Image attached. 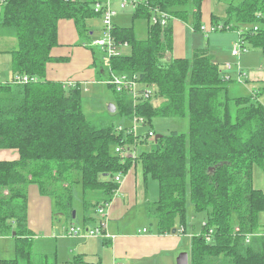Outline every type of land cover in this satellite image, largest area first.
Here are the masks:
<instances>
[{"label":"trees","instance_id":"16d2710c","mask_svg":"<svg viewBox=\"0 0 264 264\" xmlns=\"http://www.w3.org/2000/svg\"><path fill=\"white\" fill-rule=\"evenodd\" d=\"M137 1L133 21L151 22L148 39H137L134 27L114 24L116 43L127 44L130 52L112 57L108 72L103 58L99 74L104 82L113 73L136 76L140 85L156 90L148 99L134 98L130 90L118 92L108 85L116 99L112 116L140 119L152 130L158 118L189 120L188 133L155 139L141 154L137 145L148 144L150 133L136 136L113 122L95 123L83 110L81 85L47 79L49 63L66 61L52 56L60 21H74L80 37L90 43L89 21L101 19L93 9L96 2L9 0L2 6L0 36L17 41L8 52L13 77L28 76L30 82H0V151L19 153L17 160H0V236L13 237L16 252L15 259H0V264H35L28 219L31 186L55 199L58 214L72 220L73 185L82 184L85 225L104 229L107 218L100 209L118 194L115 178L139 164L145 181L158 183L159 197L148 202L147 213L156 220L159 235L186 228L189 184L196 212L208 214L202 234L191 239L190 264H264V191L256 188L254 174L256 166L264 165V82L248 96L233 97V77L208 48L196 49L191 59L168 60L174 49L172 22L163 27L152 19L167 14L202 33L205 0ZM225 15L221 28L219 17L212 16L215 31L239 32L243 53L248 45L264 57V0L231 4ZM86 46L95 56L92 43ZM118 148L136 157L123 156ZM52 257L56 264L57 255ZM75 263L92 264L83 257Z\"/></svg>","mask_w":264,"mask_h":264},{"label":"crops","instance_id":"0c3cea01","mask_svg":"<svg viewBox=\"0 0 264 264\" xmlns=\"http://www.w3.org/2000/svg\"><path fill=\"white\" fill-rule=\"evenodd\" d=\"M206 5L207 0L204 1L202 9L203 21L206 22L204 26L206 31L199 33L203 36L209 34L208 31L213 27L211 19L215 15L213 7L209 4L210 6H208L207 10ZM226 9L224 10V14L220 10L216 16H224ZM208 19L210 21L209 23H207ZM97 25H100L99 31L101 32L102 26L100 20L99 23L97 22ZM172 25L174 29V49L171 53H168V60L191 59L195 49L206 48V38H204L199 40V47L192 50L195 46L190 45L197 41L195 37L197 34L192 30V27L190 29V25L180 20L172 21ZM186 26L193 31L191 34L187 33ZM91 29L93 32L90 43L93 42L95 35L94 29ZM58 40L59 45L52 51V56L55 59H66V61L48 64L47 79L49 81L61 82L68 86L79 84L82 87H90L91 85L104 82L102 79L99 80L101 74H99V79L97 76L98 72L96 70L98 68L94 65L97 59L96 54L94 56V52H91L92 47L86 46V44L90 43L80 37L74 21H60ZM191 51L192 55H190ZM213 56L215 61L219 63L217 56ZM239 75L241 74L239 73ZM250 75L249 81H253V88L256 87L259 80H263L264 82V73L259 72L256 75L251 73ZM257 78L258 80L255 81ZM13 79L14 77L9 81ZM5 153L7 152L0 151V160L13 161L19 159L18 151H10L9 155H5ZM6 156L11 159H3ZM137 167H133L124 177L121 189L108 209L106 233L111 238H75L77 241L74 247H68L66 249L67 255L69 256L68 259L66 257L60 259L62 255L60 245L63 243L59 240H67L73 244L72 240L74 239H66L65 235L61 234L58 242L56 243V240L53 242V202L48 197H42L36 186H31L28 192V219L29 228L34 235L33 239L35 241L34 256L38 249L36 243L38 241L42 243V246H49V243L52 242L53 245L51 246L53 247L46 252V255L52 256L56 254V264H61L59 259L63 264H77L75 263L77 257H83L87 263L92 264H177L179 255L189 252L186 250L185 235L178 232L170 235L158 234L156 220L151 218L147 213V204L148 202L155 201V197L148 190L149 181H145L144 176H142L143 171L142 173H138ZM263 215L264 213L261 215V222L264 225ZM59 219L60 221H65L61 217ZM140 219L142 220L141 222H139ZM60 228L65 227L60 226ZM144 230L148 232L145 233ZM9 238L2 237L1 239ZM189 243L191 244L190 239Z\"/></svg>","mask_w":264,"mask_h":264},{"label":"rangeland","instance_id":"374dc122","mask_svg":"<svg viewBox=\"0 0 264 264\" xmlns=\"http://www.w3.org/2000/svg\"><path fill=\"white\" fill-rule=\"evenodd\" d=\"M80 1H85V0H80ZM242 1L243 0H207L206 9L208 10V6L211 5V7H213L215 15H217L220 10L223 11V14H224V10L229 5L231 4L239 5ZM1 8L2 7H0V14H1ZM113 8L117 11V15L113 20L114 24L118 23L116 25L120 27H124V28L134 27L135 35L137 39L139 40L148 39V29H149V25L151 24L150 21H147L146 19H139L137 21H133V14L135 12V9L132 6H128L126 9H121L120 3L115 2L113 3ZM225 17H226L225 15L222 17H219L218 23L220 27L224 26L225 21H226ZM99 20L102 26L101 19H92L89 21V25L95 31L93 41H96L102 38V32H103L102 27H101V32H100L99 31L100 25H97V22L99 23ZM174 20H177V19L171 18L170 21L172 22ZM209 22L210 21L208 19L207 23ZM203 25L205 26L206 22L203 21ZM191 27L192 26H190V29ZM190 29L186 26V30L188 34H191L194 31L193 27H192L193 31H191ZM208 33L209 34L204 35L205 37L202 34L196 33L197 35H195V37L197 38V41L190 45V46H195L192 48V50L195 49L196 47H199L198 46L199 40L206 38L205 40L206 48L209 49L212 55L217 56V59L219 62L218 64H220L223 72L224 73L226 72L224 68L226 64H231L233 67V70L229 72V75L232 76L233 80L235 81V83L229 86L231 96L242 97V96H248L252 94L255 91V88L260 87V84L257 83L256 87L253 88L254 83L253 81H249V77L251 76L250 75L251 73L252 74L254 73L255 75L259 72L264 73V57L262 53L259 50L251 49L248 45H246L248 47V48L246 47L247 51L245 53L242 52V54L237 57H234L232 55V52L234 51L235 46L236 45L242 46L239 42V34H238L239 32H235L233 30L222 31L220 29L217 31L209 30ZM16 47H17V41L14 38H5V37L0 36V78H1L0 81L1 82H7V80L9 81L10 79L13 78L12 56L8 52L13 51ZM124 49H121L122 53L129 54L130 51L126 50V48ZM94 50H95L96 57H97L96 68L98 69L96 70V72H98L97 76L99 79V70H100L101 65H103L102 61H103V58H105V56H104L103 51L100 50L99 48H95ZM190 55H192V51L190 52ZM103 63H104L106 72H108L109 67L105 63V60ZM239 70L243 72V75H239V72H238ZM113 74L119 76V74H116V73H113ZM113 74H111V78ZM101 79L102 80L105 79V76L104 77L100 76L99 80ZM257 80L258 78L255 81ZM261 81L263 80H259V82ZM138 89L141 93L140 95L142 96H143L142 94L143 91L151 93V94H155V90H156L155 87H145L144 85H140V84H138ZM139 91H137V94H139ZM82 96H83V110L85 114L88 116V118L94 121L95 123L101 124L103 122H113L119 130L123 129L129 132H133L135 133L136 136H139L142 133L143 134L150 133L149 137L147 138L148 144L139 143L137 145L138 154H141L144 151L150 150L151 143H152V141L150 140L151 133L154 135L156 139L157 136H168L173 132L188 133L189 131V120L188 119L158 118L154 120V130H152L149 127H144L140 119L135 118L133 121L127 122V121H121L118 117H113L109 111V107L111 105H115L116 99H115L114 92L112 91V89L109 88L107 82H100V83L91 85L90 87H83ZM154 102H156L157 104L160 103V101H154ZM161 138L162 137H160L159 139ZM6 152L7 153H5V155H9L10 151L8 150ZM3 159H11V158L6 156V157H3ZM137 168H138L137 169L138 173H142V167L140 164ZM254 174H255L256 188L264 191V165L256 166ZM120 176H121L122 183H123L124 177L126 175H120ZM122 183L120 184L118 183L119 189L117 193H119ZM148 190L151 193V195L155 197V201H157L159 197L158 183L153 180H150L148 183ZM73 197H74L73 206H74L77 216L75 219H72V220L65 219L63 216L59 215L58 214L59 212L56 206V201L55 199L54 200L51 199L53 202V215H52L53 216L52 222H53V227H54L53 242L56 240V243H57L61 234H64L66 239H74L72 240L73 244H71L67 240H64V241L59 240L63 243L60 245V252H62L60 259H63L64 257H66L67 259L69 258V256L67 255L66 249H68V247L69 248L74 247V244L77 241L75 238H84V237H71L69 235V230L73 226L77 228H84V229H87V228L93 229V228L99 227V225L97 226L92 225V224H90V226L85 225L84 206H83L84 196H83L82 184L75 183L73 185ZM89 197H93V196H89ZM89 197H88V201H90ZM187 201L188 203H187V213H186V228L179 226V228H177V232L182 235H185L186 250L189 251L187 253L190 254L191 244L189 243V239L191 240L194 236H199L202 234L203 226L208 220V214L196 212L193 206V203L191 201L190 184L188 185ZM134 214L136 215L135 212ZM59 217H61L62 220L65 219V221H60ZM141 221L142 220L140 219L139 222ZM106 222H107V219L103 220V223H106ZM60 226H64L65 228H60ZM105 227H106V224H105ZM1 238L2 237L0 236V259H5V260L15 259L16 252H15L14 238L12 237H10L9 239H1ZM86 239H92V238H86ZM36 243H37L38 249H37L36 255L34 256L35 264H47L46 261L49 262V264H51L53 257L51 255L47 256L46 252L51 250V248L53 247L51 246L53 245L52 242L49 243V246H42V243H39L38 241H36ZM60 259H59L60 263L63 264Z\"/></svg>","mask_w":264,"mask_h":264},{"label":"built area","instance_id":"2783aa9c","mask_svg":"<svg viewBox=\"0 0 264 264\" xmlns=\"http://www.w3.org/2000/svg\"><path fill=\"white\" fill-rule=\"evenodd\" d=\"M9 0H0V7L4 6ZM67 2H77L78 0H65ZM96 3L93 6L94 12L96 14L101 15L102 19V31H103V37L99 40L93 41L92 46L93 47H99L102 49L104 52V60L107 65H109V61L112 57L114 56H119L122 54L121 49L126 48L128 49L129 46L126 44L125 46H120L119 44L116 43V40L113 36V28H114V18L117 15V11L113 8V3L119 2L121 9H126L128 6H132L134 9L138 5L137 0H96ZM153 23L157 24L160 20L161 25L163 27H166L168 23L171 20V17L168 16L167 14H162L160 15V19L157 17H154ZM221 28V27H220ZM206 31V29H203ZM211 31H215L216 29L212 27L210 29ZM242 47L239 45H236L234 48V51L232 52V55L234 57H237L242 54ZM233 67L231 64H226L225 65V71L227 74H229L230 71H232ZM230 76V75H229ZM136 76H132V78L127 77L126 75H112L111 80H108L107 83L108 85H113L116 87L118 92H122L125 89H128L131 91L132 95L134 98H139V97H144L148 99L151 95V93L144 92L143 91V96L140 95V91L138 89V81H137ZM34 80V79H33ZM14 81L18 84H23V83H28L30 82V78L28 76H21V77H16ZM137 91H139V94H137ZM150 95V96H149ZM122 129V128H121ZM150 135V134H149ZM150 140L153 141L155 140L154 135L151 133ZM116 152H120L123 156H126L130 159H134L136 157V153H132L130 151L128 152H122L119 148L116 149ZM115 181L117 183H122L121 176H117L115 178ZM110 204H106L104 208L100 209V214L103 217L107 216V212L109 209ZM144 232H148L147 230H144ZM69 235L71 237H84V238H105V239H110L111 236L106 233V227L102 229L101 227H96L93 229H84V228H77L73 226L69 230ZM117 264H122V263H117Z\"/></svg>","mask_w":264,"mask_h":264},{"label":"water","instance_id":"95a60500","mask_svg":"<svg viewBox=\"0 0 264 264\" xmlns=\"http://www.w3.org/2000/svg\"><path fill=\"white\" fill-rule=\"evenodd\" d=\"M109 111L111 114H115L117 111V108L115 105H111L109 107ZM160 137L163 136H157L156 140H158ZM74 219L76 218V212H74ZM177 233V229L173 230V234ZM15 235V234H14ZM177 264H190V255L188 253H182L179 255L178 259H177Z\"/></svg>","mask_w":264,"mask_h":264}]
</instances>
